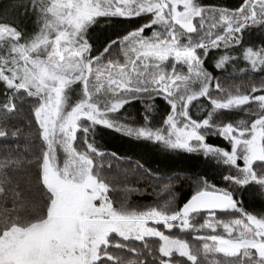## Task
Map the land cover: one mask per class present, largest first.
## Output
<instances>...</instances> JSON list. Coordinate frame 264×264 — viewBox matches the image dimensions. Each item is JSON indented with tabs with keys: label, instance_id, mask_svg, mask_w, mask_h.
Returning <instances> with one entry per match:
<instances>
[{
	"label": "snow or ice",
	"instance_id": "obj_1",
	"mask_svg": "<svg viewBox=\"0 0 264 264\" xmlns=\"http://www.w3.org/2000/svg\"><path fill=\"white\" fill-rule=\"evenodd\" d=\"M29 4L37 16L32 34L0 23L4 86L0 139L9 136L7 121L17 111L16 100L33 98L32 116L42 151L27 163L37 165L44 203L31 217L20 214L19 185L6 186L10 173L25 160L12 151L0 155V264H148L147 258L139 259L145 253L153 257L152 264H173L175 254L188 264H202L201 257L203 264H264V215L247 212L232 192L205 181L175 211L166 205L143 210L115 207L108 195L111 185L93 159L104 155L95 142L96 130L102 127L166 150L202 153L237 168L238 175H227L226 181L264 189V174L256 171L257 164L264 167V84L233 92L223 89L204 67L209 52L223 47L225 53L215 59L214 68L223 69L240 58L251 71H264V43L243 42L245 29H264V0H242L235 9L208 7L199 0H29ZM142 16L150 19L91 55L88 34L102 19ZM148 29L153 31L145 36ZM116 45L123 63L104 62ZM236 48L239 57L231 54ZM182 68L186 72L178 70ZM213 80L220 94L216 97L210 93ZM75 85L80 88L73 100ZM161 97L170 111L162 125L154 127V101ZM200 97H207L212 106L205 109L208 115L203 120L191 115L190 106ZM133 101L143 108V123L114 118ZM224 111H245L254 118L214 122ZM207 132L228 141L231 150L207 143ZM78 133H83L82 150L75 146ZM19 135L20 129L11 133L13 139ZM9 198L12 208L7 207ZM205 212L197 227L193 217ZM217 212L238 216L220 220ZM220 227L225 235L195 236L204 241L195 250L188 241L166 234L173 229L215 233ZM146 238H158V249L149 247ZM132 241L144 243L130 247ZM112 249L134 258L114 255Z\"/></svg>",
	"mask_w": 264,
	"mask_h": 264
},
{
	"label": "trees",
	"instance_id": "obj_2",
	"mask_svg": "<svg viewBox=\"0 0 264 264\" xmlns=\"http://www.w3.org/2000/svg\"><path fill=\"white\" fill-rule=\"evenodd\" d=\"M204 6H225L229 9L238 8L242 0H199ZM25 5H28L25 7ZM0 23H9L17 27L18 30L24 32V26L32 25V33L36 31L37 16L33 13L29 4V0H0ZM149 16H142L134 19L123 18H108L102 19L100 24L93 27L89 32V40L92 44L93 51L91 55H98L111 40L122 37L127 32L134 28L143 25ZM31 22V23H30ZM198 24L199 21L197 20ZM259 27L254 26L244 30L243 42H245V35L247 32L257 30ZM220 29H217L219 31ZM153 29L145 31V36H150ZM198 38V37H194ZM215 50H225L223 47L219 49H212L207 55L204 67L212 74L213 77L219 80L223 89L231 90L233 92L239 89L241 92H247L255 85L260 87L264 84V71H251L246 63H241L237 66L226 64L223 69L214 68V63H210L211 54ZM238 48L231 50V54L237 56ZM203 56V53H200ZM119 60L123 63V58L120 55V45L111 48L110 52L104 57V62L107 60ZM212 59V58H211ZM215 59V57H214ZM241 69H244L241 71ZM181 70L186 72V68ZM215 80L210 86L211 96L216 97L220 95L215 89ZM80 85H75V93L73 100L77 99ZM2 98L4 99V86L1 85ZM260 94V93H257ZM156 110L152 114V126L159 127L163 123V119L170 111L167 102L161 97L154 101ZM17 111L7 121L8 138L0 139V155L12 151L25 160L24 166L18 170L10 173V183L6 186L8 189L19 185L21 192V199L23 203V210L21 215L24 217H31L34 215L39 207L44 203L43 189L39 184L38 170L35 163L28 164V160H33L34 157L39 156L41 149V141L38 137L37 126L34 123L32 116V107L35 104L33 98L21 96L16 100ZM191 107V115L193 118L203 120L207 117L208 111L211 110V104L207 97H200L197 101H193ZM255 108V105L251 106ZM143 108L138 101H133L126 104L118 114H114V118H118L130 124L139 125L143 123L142 119ZM251 117L245 111H224L220 115L214 117V122L223 121H237V120H251ZM31 121V123H30ZM20 129V135L13 139L11 133ZM105 128L98 127L97 130ZM96 130V132H97ZM108 130V129H106ZM110 132L123 136L124 138L135 140L136 142H144L152 144L157 148H161L163 152H170L174 157L168 165H162L159 162L148 161L143 155L135 154L131 150L109 148L110 146H98V150L104 153L103 156H93L94 164L99 170L100 175L111 185L109 192L110 199L114 202L115 207L125 205L129 208L143 210L148 206H168L169 210L175 211L177 207L192 196L197 190L204 187V182L207 181L209 185H214L218 189H224L232 192L234 198L240 202V206L247 212L264 215V189L256 184H249L247 186H240L226 181L224 179L227 175H238L237 168L225 165L222 162H217L211 157H205L202 153H186L183 151L166 150L161 145L153 142L136 140L128 138L122 134L109 130ZM207 136V143L213 146H219L230 151L228 141L222 137L205 133ZM83 133H78V140L75 146L78 149H83ZM96 142V141H95ZM97 143V142H96ZM19 152H15V149ZM122 148V147H121ZM112 153L116 156L113 157ZM137 164L142 167H137ZM238 165L243 167V162L238 161ZM167 166V167H165ZM258 173L264 174V167L259 164L256 166ZM165 185H169V189H165ZM131 190V191H129ZM11 197V194L9 193ZM8 208H12V200L9 198ZM207 213H201L193 217V223L198 227L204 222ZM238 216L237 213L232 212H217V218L220 220H229ZM151 224V222H150ZM166 234L172 237H178L186 240L192 245L193 249L201 248L204 241L194 239L195 236H207L211 234L225 235L223 228H217L213 233L211 229H203L200 232H180L179 229L166 231ZM149 247L158 249V238H146ZM211 243V241H207ZM144 242L132 241L130 247L141 248ZM114 255L125 256L127 258H134L132 254L126 251L112 249ZM158 255V253H157ZM147 258L148 264H152L153 257L146 253L139 257L143 260ZM202 264H203V258ZM173 264H188V262L175 254Z\"/></svg>",
	"mask_w": 264,
	"mask_h": 264
},
{
	"label": "rangeland",
	"instance_id": "obj_3",
	"mask_svg": "<svg viewBox=\"0 0 264 264\" xmlns=\"http://www.w3.org/2000/svg\"><path fill=\"white\" fill-rule=\"evenodd\" d=\"M0 10H2V8ZM31 24H27V27L24 26L23 33H25L26 35L32 34ZM244 39H245L244 44L246 46L247 45L259 46L261 45V43H264V29L258 28L257 30H252L250 32H247ZM237 52H238L237 57H239L240 50H237ZM224 53L225 50H217V51L215 50V52L211 54L212 59L210 58L209 62L214 63L215 59ZM241 63H246V62L240 58H237L231 61L229 65L237 66ZM169 70H170V66H169ZM0 92H1V85H0ZM0 98H2L1 94H0ZM95 141L97 142L96 143L97 145L110 146L109 148L124 149L129 151L133 150L136 152L135 154L143 155L148 161L151 160V162H159L162 165H168L169 163H171V159L174 157L170 152H163L164 151L163 149L157 148L152 144H147L144 142H136L135 140L127 139L124 138L123 136H118L106 129L97 130Z\"/></svg>",
	"mask_w": 264,
	"mask_h": 264
},
{
	"label": "water",
	"instance_id": "obj_4",
	"mask_svg": "<svg viewBox=\"0 0 264 264\" xmlns=\"http://www.w3.org/2000/svg\"><path fill=\"white\" fill-rule=\"evenodd\" d=\"M190 198H191V196H190L188 199H190ZM188 199H187V200H188ZM187 200H186L185 202H187ZM185 202H184V203H185ZM184 203H183V204H184ZM183 204H182V205H183ZM181 207H182V206H181Z\"/></svg>",
	"mask_w": 264,
	"mask_h": 264
}]
</instances>
